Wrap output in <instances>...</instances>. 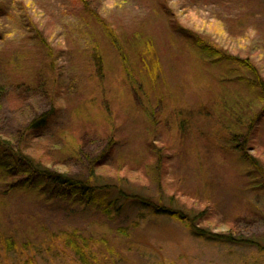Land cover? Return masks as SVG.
Segmentation results:
<instances>
[{
  "label": "rangeland",
  "instance_id": "obj_1",
  "mask_svg": "<svg viewBox=\"0 0 264 264\" xmlns=\"http://www.w3.org/2000/svg\"><path fill=\"white\" fill-rule=\"evenodd\" d=\"M0 140L4 163L11 150L30 161L27 183L32 165L122 205L110 217L0 181L6 237L79 230L97 241L92 264H264V0H0ZM134 196L235 240L196 237ZM37 264L81 262L58 249Z\"/></svg>",
  "mask_w": 264,
  "mask_h": 264
},
{
  "label": "trees",
  "instance_id": "obj_2",
  "mask_svg": "<svg viewBox=\"0 0 264 264\" xmlns=\"http://www.w3.org/2000/svg\"><path fill=\"white\" fill-rule=\"evenodd\" d=\"M98 21L105 27L106 30L110 33V35H115V33L107 26L103 20L98 18ZM196 41L202 49L207 52V54L227 59L222 50L216 47L213 44L205 43L199 37H196ZM218 58V59H219ZM238 64L242 65L246 69L253 72L255 69L249 62L240 61L238 58H228ZM250 85L253 88L261 87L258 85L257 80H248ZM262 91H260V95H262ZM259 97L261 98V96ZM38 123H42L44 120L39 118ZM35 121V122H36ZM249 131V130H248ZM243 132H241L242 134ZM251 135V132L248 133ZM247 136V135H246ZM245 136V138H246ZM249 136H247L248 139ZM234 141H239L238 139H234ZM246 141V139H245ZM234 144V143H233ZM0 146L9 149V144L6 141L0 140ZM235 149L244 150V144L237 143ZM246 147V145H245ZM14 156H11L14 164H7L0 160V181L5 185H8L13 191L21 192L22 187L29 189H40L42 190L41 195L46 199L55 200L56 198L71 200L76 204H97L99 205L104 212L107 213L108 216L112 217L115 213H118L122 209L121 206H117V200L110 199V192L105 191L102 187L90 186L88 184H83L81 182L74 181L69 178L59 177L57 179H52L50 173L46 170L41 171L37 169L36 166L31 165V169L35 172L40 173V181L27 183L26 177L23 170V166L21 164L22 161L30 162L26 159V157L22 156L19 152H14ZM244 152V151H243ZM19 158H18V157ZM246 157V155H244ZM17 159H16V158ZM244 157V158H245ZM15 158V159H14ZM54 180H59V188L57 186L50 185ZM1 184V183H0ZM21 188V189H20ZM138 204L148 210L151 215H165L168 217L174 218L176 221H181L184 224L186 223L189 228H191L193 235L196 237L204 238L208 241H218L226 239L228 241H233L231 236H220L218 234L210 233L205 229L197 228L193 226V222L191 218L186 214L176 209H168L163 206H159L157 204H153L147 200H141L138 197H133ZM116 210V211H115ZM140 222H135L136 226ZM129 228H119L118 231L123 235H128ZM97 241L92 237H85L79 230L72 231H60L53 232L48 231V236L41 242H31L27 241L25 243H19L16 239L12 237H6L5 233L1 230L0 227V257L5 253H8V256L12 253H17V257L21 258V261L25 262V264H37L38 257H44L45 254H51L53 250H70L73 252L74 257H77L81 264H92L94 259H91L92 255L89 251L94 243ZM11 253V254H10ZM26 254V255H24ZM24 255V256H23ZM23 257L26 259L23 260ZM94 258V257H93Z\"/></svg>",
  "mask_w": 264,
  "mask_h": 264
}]
</instances>
